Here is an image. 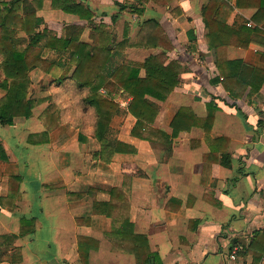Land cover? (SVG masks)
<instances>
[{
	"label": "crops",
	"instance_id": "1",
	"mask_svg": "<svg viewBox=\"0 0 264 264\" xmlns=\"http://www.w3.org/2000/svg\"><path fill=\"white\" fill-rule=\"evenodd\" d=\"M75 1L91 10L92 23L54 8L52 0H42L37 11L43 19L40 28L92 44L93 27L104 24L114 43L103 73L106 76L120 64L142 63L150 55H162L166 63L179 62L183 66L179 84L166 99L157 101L160 112L153 125L171 134V122L182 106L204 119L208 103H214L211 137L229 140L231 167L205 161L210 147L200 126L181 132L170 144L134 136L136 118L120 104L131 98L118 87L111 96L120 111L113 117L106 139L127 143L135 152H116L111 157L94 137L91 115L83 113L55 121L47 142L29 143L30 134L48 129L43 119L47 110L66 108L60 103H71L69 99L78 94L68 80L73 89L69 84L49 87L46 94H37L39 103L32 116L3 126V130L21 126L20 133L11 138L0 133V250L10 251L1 242L13 240L12 247H21L23 264H82L79 238L87 237L98 242L89 251V264H136L132 254L116 251L107 235L113 228L112 218L94 208L96 201L108 202L110 191L123 187L130 176V218L135 232L147 236L153 264H264V83L256 92L248 86L241 96L231 98L222 83L225 68L218 65L240 60L264 71V19L254 21L257 7L220 0L218 21L243 32L229 44L216 42L220 46L211 49L203 17L210 0ZM117 2L128 5L127 9L122 10ZM148 20L158 22L149 34L156 35L159 42L137 45ZM122 42L127 43L120 45ZM62 53L77 63L69 51L46 47L41 56L57 63ZM113 60L119 63L115 68L109 67ZM32 72L47 76L50 82L56 79L51 71L37 68ZM144 75L145 70L140 69V76ZM217 77L221 81L212 82ZM68 93L70 98L57 101ZM74 105L77 110L83 108L78 102ZM84 124H88L86 130ZM25 151L26 159L20 158L19 153ZM24 217L34 228L28 227L22 235ZM38 235L44 238L40 247L33 243ZM238 246L243 249L237 251ZM234 254L236 258H232Z\"/></svg>",
	"mask_w": 264,
	"mask_h": 264
},
{
	"label": "trees",
	"instance_id": "2",
	"mask_svg": "<svg viewBox=\"0 0 264 264\" xmlns=\"http://www.w3.org/2000/svg\"><path fill=\"white\" fill-rule=\"evenodd\" d=\"M135 1L143 4L150 0ZM117 4L122 10L128 7L120 2ZM237 5L238 7L255 5L257 12L254 15V21L261 23L264 19V0H237ZM41 6L42 0H0V55L2 57L0 88L5 91L4 96L0 98V123L2 125H13L17 118L32 116L39 100L31 95L33 82L31 72L39 68L49 73L56 64L41 56L42 49L48 47L59 51H69L77 59L71 76L62 77L57 80V83L60 85L68 80L74 83V89L81 94L80 100L74 103L78 102L83 106L81 113L84 115L90 112L94 124V137L102 142L104 151H109L111 157L116 152H135L136 149L127 143L109 142L106 139L112 119L120 111L119 104L109 98L111 92L108 88L107 96L100 92L101 88L106 85L120 87L131 98L128 111L136 118L132 129L134 136L170 144L181 132L190 131L194 126H200L205 130V140L210 147V152L204 156L205 161L212 163L217 161L226 167H231V155L228 152L229 140L211 137L216 108L214 103H208L209 113L204 119L196 116L189 107L182 106L171 122L173 129L171 134L153 125L160 112V104L157 101L166 99L179 84V75L183 71V66L179 62L166 63L162 55H150L142 63L125 62L111 72L110 76H106L103 73L112 58L114 43L111 39L112 35L106 30L104 24L93 27L92 44L75 41L69 34L66 37L49 34L46 29L40 30L43 19L38 16L37 11ZM52 6L74 13L82 20L92 23L91 10L75 0H52ZM130 7L135 8L134 5ZM220 7V0H210L203 8L204 21L209 28L208 38L211 49H217L219 44L225 40L229 44L236 34L243 32L241 30L232 31L230 26L222 25L218 21L217 15ZM158 25L156 20L144 22L138 34L137 45H156L159 42L158 37L149 33L151 28ZM17 29L26 33L28 41L16 39L14 34ZM254 30L259 31L258 28ZM154 37H156L155 41L152 42ZM126 43L122 42L120 45ZM218 65L222 70L225 68L222 72L224 77L222 83L231 98L241 96L248 86H251V91L256 92L264 83V71L255 69L243 61H225ZM140 69L145 70L144 76H140ZM217 81H221V78L217 77L212 80L214 83ZM49 111L52 110H47L50 114L49 122L46 121L47 117L43 116L48 129L41 133L30 134L29 143L38 144L49 140L50 130L55 121L60 120L59 115L55 116V111L51 113ZM224 144H227V147H224ZM4 158L6 159V156ZM130 181L131 177L126 176L123 187L113 188L110 191L111 197L108 202L96 201L95 212L112 218L113 228L107 235L113 240L116 251L132 254L136 264H153L154 254L150 249L149 240L146 235L135 232L134 223L130 218L128 194ZM28 227L34 228L32 221L24 217L21 227L22 235ZM97 246L98 242L94 239L79 238V254L82 264H89V251Z\"/></svg>",
	"mask_w": 264,
	"mask_h": 264
},
{
	"label": "rangeland",
	"instance_id": "3",
	"mask_svg": "<svg viewBox=\"0 0 264 264\" xmlns=\"http://www.w3.org/2000/svg\"><path fill=\"white\" fill-rule=\"evenodd\" d=\"M22 11H24V10L22 9ZM40 30H42V29L40 28ZM47 32L49 34H54L55 33L54 31L53 32H49L48 29H47ZM14 35H15V37H16L17 40H20V41H28V36L26 35V33L23 32V31H21V30H19V29H17L15 31V34ZM42 50H44V48ZM1 59H2V57L0 55V60ZM57 59L58 60H56V62L58 61L57 63H60V64L58 65L56 63L57 66H54L52 68V70H51L50 73L53 74V76H55L56 79L52 80L51 82H50V79L47 76H45V78H41V74L35 73V72H32L31 73L32 74V80H33V82H32V88H31V95L34 98L37 99V94H39L40 92L42 94H46L47 93L46 89H48L49 87H55L56 86V87L64 88V87L68 86V84H69V86H70L69 89H73V87H72V85H71L70 82H64L63 84L58 85L57 80L60 79V78H62V77H65V75H68L69 73H71V70L77 64L76 63V60L74 58H71L70 59V57L67 56V54H63L61 56L58 55L57 56ZM118 64L119 63H114V60H113L112 63H111V65L109 67L115 68L116 65H118ZM120 65H122V64H120ZM107 67H108V65H107ZM107 67L105 68L104 72L106 71ZM0 79H1V75H0ZM104 87L108 88V90L110 92H112V91H116L115 88L117 86L114 87V85H106ZM118 88H120V87H118ZM4 94H5V91H3L0 88V98H2L4 96ZM65 97L70 98V94L68 93V94H66V96H58L57 101H60L61 102V101H63L65 99ZM80 98H81V94H78V95H74L72 97V100L69 99V100L72 101L71 103L68 100H67V102L60 103V104H62L64 106H67V107L64 108V109L59 108L58 110L53 109V111L55 110V112H56L55 115L56 116L59 115L62 119L63 118H74L77 115H79L81 113V110H77L74 107L75 106L74 105L75 104L74 102L77 101V100H80ZM109 98H111V99L114 100V98L112 96L109 97ZM53 106H56V104L53 105ZM49 112L51 113L52 111H49ZM89 113L90 112H87L86 113V116ZM45 115L47 117V120L46 121L49 122L50 120L48 118H49V115L50 114L47 112ZM92 120L93 119L91 118V125H92ZM118 125H119V121H116V123H115L116 129H117V126ZM3 126L4 125H2L0 123V133L3 134V135H5V136H8V137L11 138L13 135H15L17 133H20V130L19 129H21V126H19L17 128L13 126L12 127V130H3ZM87 127H88V124H84L83 130L84 129L86 130ZM26 156H27V151L20 152L19 153V157L20 158L26 159ZM44 233H45L44 238H46L47 235H48L47 230L44 231ZM44 238H42L41 236L38 235L36 237V240H34L35 242H33V243H35V245H37L38 247H40L42 245V243H44L42 241V240H44ZM12 242H14V241L11 240L9 243H6V240H4L3 242H1V243L4 244L3 245V247H4L3 249L5 250V249L9 248L10 251L9 250H7V251L6 250L5 251H1L0 250V264H23L24 255H23V252L21 250V247L20 246L18 247V245L16 247H12L13 246L12 245L13 244ZM7 244H9V245L5 248V246ZM14 244H18V242H15Z\"/></svg>",
	"mask_w": 264,
	"mask_h": 264
},
{
	"label": "built area",
	"instance_id": "4",
	"mask_svg": "<svg viewBox=\"0 0 264 264\" xmlns=\"http://www.w3.org/2000/svg\"><path fill=\"white\" fill-rule=\"evenodd\" d=\"M100 92H101L103 95H106V96L109 94V92H108V90H107L106 88H101ZM120 104H121L123 107H128V105H129V103L127 102V100H125V101H121ZM242 249H243L242 246H238V247H236V250H237V251H238V250H242ZM232 258H236V254H234V255L232 256Z\"/></svg>",
	"mask_w": 264,
	"mask_h": 264
}]
</instances>
